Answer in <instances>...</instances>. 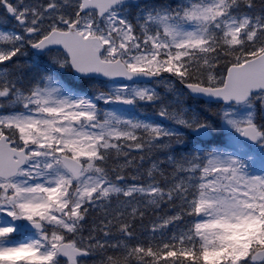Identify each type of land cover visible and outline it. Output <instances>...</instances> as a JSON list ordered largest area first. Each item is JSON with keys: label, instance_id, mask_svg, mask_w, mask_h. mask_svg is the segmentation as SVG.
<instances>
[{"label": "snow or ice", "instance_id": "6c2138e0", "mask_svg": "<svg viewBox=\"0 0 264 264\" xmlns=\"http://www.w3.org/2000/svg\"><path fill=\"white\" fill-rule=\"evenodd\" d=\"M0 264H264V0H0Z\"/></svg>", "mask_w": 264, "mask_h": 264}]
</instances>
